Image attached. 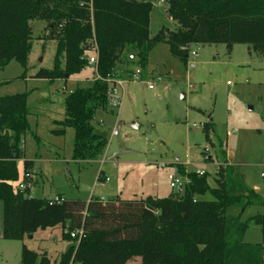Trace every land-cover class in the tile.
Masks as SVG:
<instances>
[{"label":"trees","instance_id":"16d2710c","mask_svg":"<svg viewBox=\"0 0 264 264\" xmlns=\"http://www.w3.org/2000/svg\"><path fill=\"white\" fill-rule=\"evenodd\" d=\"M151 1L165 6L173 30L163 27L150 35ZM31 22H45L51 32L58 31L53 67L39 70L34 79L67 81L79 75L89 65L92 44L96 47L95 78L78 83L65 97L62 129L53 132L62 135L63 129H73L74 162H95L103 155L107 141L92 122L97 112H109L107 82L117 79L119 65L137 60L144 70L159 44H167L171 55L183 62L192 45L264 48V0H0V72L11 62L26 70ZM27 98V93L0 97L2 240L23 241L39 230L60 228L64 241L78 243L73 264H126L135 257L141 264H263L264 198L226 161L216 168V188L209 187L205 174L180 167V177L188 182L176 198H63L49 206V199L19 191L16 163L29 132ZM30 166L23 163L24 173ZM205 194L213 201L198 200ZM251 206L262 213L242 221ZM250 226L260 229L262 244L244 243ZM78 231L83 233L79 242L70 238ZM69 259L67 255L58 264ZM20 264L53 262L23 245Z\"/></svg>","mask_w":264,"mask_h":264},{"label":"rangeland","instance_id":"374dc122","mask_svg":"<svg viewBox=\"0 0 264 264\" xmlns=\"http://www.w3.org/2000/svg\"><path fill=\"white\" fill-rule=\"evenodd\" d=\"M152 4L150 35L163 27L173 30L165 6ZM30 26L27 68L24 71L11 62L0 72V97L28 94L29 132L16 165L22 183L23 163H31L28 173L35 182L31 198L60 195L83 202L93 197L176 198L178 189L170 188L169 178L180 177V167L186 173L202 172L209 187L216 188V168L225 161L238 167L246 186L264 198V48L192 45L188 54L195 52L197 57L190 69V56L183 62L171 55L167 44H159L148 55L144 70L137 60L119 65L122 106L97 112L92 122L95 132L107 141L103 155L95 162H74L73 129H63L62 135L53 132L62 129L65 97L78 83L94 79V66L88 65L67 82L34 79L39 70L52 69L58 31L51 32L45 22ZM91 57L87 55L88 61ZM207 126L210 130L205 132ZM99 175L109 179L103 188ZM198 200L212 202L213 198L205 194ZM1 209L0 203V231ZM260 213L261 208L251 206L242 221ZM46 231L51 234L39 230L32 240L0 238V264H20L23 245L36 252L47 249L55 262L57 247L52 245L55 239L63 242L61 230ZM243 241L262 244L260 229L250 226Z\"/></svg>","mask_w":264,"mask_h":264},{"label":"built area","instance_id":"2783aa9c","mask_svg":"<svg viewBox=\"0 0 264 264\" xmlns=\"http://www.w3.org/2000/svg\"><path fill=\"white\" fill-rule=\"evenodd\" d=\"M92 49H93V57H91L88 61V64L90 66H96L97 64V59H96V47L94 45V43L92 44ZM190 56L191 58V62H188V68L192 69L195 67V63H194V59L197 57V54L195 52H191L190 54L187 55V57ZM157 82H160V79H157ZM108 90H107V94H106V99H107V107L108 110L114 111V110H120L121 106H122V92H120V89L122 88V82H120L118 79L114 78L112 80H109L108 82ZM148 89L152 90L153 89V85H148ZM113 136H116V133H113ZM227 137H229L230 135L227 133L226 134ZM264 162V161H263ZM198 176H202L203 173L202 172H197L195 173ZM103 179V184L109 183V179L108 178H104L101 177L100 175L98 176L97 181H99L100 179ZM27 179V180H26ZM169 180L171 181L170 183V188L171 189H178V188H182L188 181L186 178H182V177H177V178H169ZM33 180L31 178V176L29 175L28 172L24 173V178L22 183H19L18 185V190L19 191H25V190H31L33 187L32 184ZM63 198L60 197L59 195L54 196L53 198L49 199L48 201V205L52 206L54 204H60L62 203ZM83 233L82 231H78V232H74L70 235L71 239H77V241L79 242L80 239L82 238Z\"/></svg>","mask_w":264,"mask_h":264},{"label":"crops","instance_id":"0c3cea01","mask_svg":"<svg viewBox=\"0 0 264 264\" xmlns=\"http://www.w3.org/2000/svg\"><path fill=\"white\" fill-rule=\"evenodd\" d=\"M94 69V68H93ZM94 72H95V69H94ZM95 78V77H93ZM64 82H67V81H64ZM80 82V81H78ZM104 178H107L105 176H103ZM99 187L103 188L104 187V184H100ZM56 196V195H55ZM94 198V197H93ZM96 198H99L101 200H106L105 198L103 197H96ZM48 199H51V198H48ZM110 199H114L113 198H110ZM56 229V228H55ZM61 230V229H60ZM47 231L44 230L42 231L43 234H51V233H46ZM37 234V232L31 237V238H28V240H32V238ZM61 236H62V230H61ZM59 241H57L56 239L54 240V244L52 246L54 247H57V258L55 260V262H53V264H57L56 261L59 263V261L69 255L70 256V259H69V262L68 264H73V258H74V255L78 249V243L77 244H72L71 242H67V241H64L63 242H60L58 243ZM39 253H44L46 254V256L51 260L52 262V258H51V255H50V252L45 249V250H39ZM126 264H141V258L140 257H135V258H132L130 259Z\"/></svg>","mask_w":264,"mask_h":264},{"label":"water","instance_id":"95a60500","mask_svg":"<svg viewBox=\"0 0 264 264\" xmlns=\"http://www.w3.org/2000/svg\"><path fill=\"white\" fill-rule=\"evenodd\" d=\"M13 157V156H12ZM181 190H182V188H178V193H180L181 192Z\"/></svg>","mask_w":264,"mask_h":264}]
</instances>
